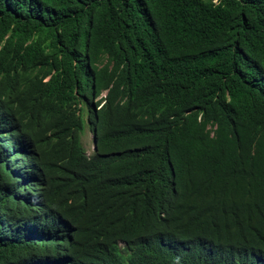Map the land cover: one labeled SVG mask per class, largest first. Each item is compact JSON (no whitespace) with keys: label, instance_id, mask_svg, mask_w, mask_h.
Wrapping results in <instances>:
<instances>
[{"label":"trees","instance_id":"obj_1","mask_svg":"<svg viewBox=\"0 0 264 264\" xmlns=\"http://www.w3.org/2000/svg\"><path fill=\"white\" fill-rule=\"evenodd\" d=\"M0 264H264V0H0Z\"/></svg>","mask_w":264,"mask_h":264},{"label":"rangeland","instance_id":"obj_2","mask_svg":"<svg viewBox=\"0 0 264 264\" xmlns=\"http://www.w3.org/2000/svg\"><path fill=\"white\" fill-rule=\"evenodd\" d=\"M84 117L86 119V129L85 132L83 134V144L85 146V148L87 149L88 153H93L94 151V147H93V131L90 128V123L88 121V110L86 109L84 111ZM122 246H124V244H121Z\"/></svg>","mask_w":264,"mask_h":264},{"label":"clouds","instance_id":"obj_3","mask_svg":"<svg viewBox=\"0 0 264 264\" xmlns=\"http://www.w3.org/2000/svg\"><path fill=\"white\" fill-rule=\"evenodd\" d=\"M93 147H94V151L98 149V144H97V140H96V137L94 135V132H93ZM86 151H87V149H86ZM86 154L90 156V154H92V153H88V151H87Z\"/></svg>","mask_w":264,"mask_h":264},{"label":"bare ground","instance_id":"obj_4","mask_svg":"<svg viewBox=\"0 0 264 264\" xmlns=\"http://www.w3.org/2000/svg\"><path fill=\"white\" fill-rule=\"evenodd\" d=\"M76 148V147H75ZM82 171V170H81Z\"/></svg>","mask_w":264,"mask_h":264}]
</instances>
